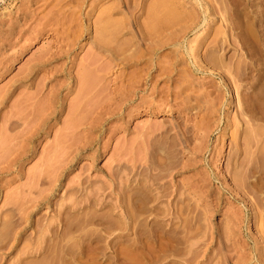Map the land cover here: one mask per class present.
<instances>
[{"label": "rangeland", "instance_id": "obj_1", "mask_svg": "<svg viewBox=\"0 0 264 264\" xmlns=\"http://www.w3.org/2000/svg\"><path fill=\"white\" fill-rule=\"evenodd\" d=\"M176 54L181 62L175 61ZM192 62L205 72L191 73ZM163 64L174 65L179 73L174 67L173 73L166 68L159 72ZM137 79L141 80L138 94ZM181 80L189 84L179 87ZM222 83L231 102L226 109L218 102ZM173 87L183 89L180 96L176 94L180 98L172 94ZM185 91L197 103L191 111L182 105ZM139 101L144 107L137 112ZM250 103L257 112L245 118L240 106L247 111ZM263 112L264 0H0V264H144L154 260L157 263L149 264H264ZM217 116L220 120L215 122ZM175 121L190 128L189 141L178 144V162L191 160L193 147L194 151L205 149L194 156L196 165L191 162L187 169L161 172L164 177L157 185L162 188L153 185L152 190L162 199L153 201L160 203L154 209L159 213L149 215L146 223L142 220L150 228L133 225L134 230H142L141 226L151 233L160 228L166 235L157 231L158 237L148 238L143 229L144 236L134 237L132 227L121 238L118 222L132 203L128 194L142 190L137 175L140 162H135L137 139L143 141L142 132L153 129L143 144L151 149L170 148L180 136L178 128H171L165 140L159 129L170 128ZM242 128L249 131L245 130L244 143ZM236 144L248 150L244 152L240 145L241 155L235 157ZM206 174L211 176L208 180ZM199 177L205 178L203 182ZM176 185L195 225L186 226L189 212L184 211L183 222L188 223L174 224L184 242L182 252L177 248L173 254L165 239L174 231L173 224L162 210L177 197L163 192ZM160 190H164L162 197ZM84 217L88 220L83 221ZM148 221L155 226L151 228ZM132 243L139 246L137 252ZM65 248L71 249L69 253ZM163 250L167 253L162 254ZM157 251L162 254L159 259Z\"/></svg>", "mask_w": 264, "mask_h": 264}, {"label": "bare ground", "instance_id": "obj_2", "mask_svg": "<svg viewBox=\"0 0 264 264\" xmlns=\"http://www.w3.org/2000/svg\"><path fill=\"white\" fill-rule=\"evenodd\" d=\"M164 23H165V22H164ZM167 24H170V23H167ZM163 25H164V24H163ZM164 26H165V25H164ZM166 26L168 27V25H166ZM160 28L162 29V27H160ZM160 28H159V29H160ZM164 28L166 29V27H164ZM177 28H178V27H177ZM177 28H176V29H177ZM163 30H164V29H162V32H163ZM173 30H175V27H174ZM158 31H159V30H158ZM160 31H161V30H160ZM170 31H171V30H170ZM175 31H176V30H175ZM178 32H179V31H178ZM154 33H155V31H154ZM160 33H161V32H160ZM164 33H165V31H164ZM173 33H174V32H173ZM158 34H159V32H158ZM167 34H168V33H167ZM177 34H178V33H177ZM177 34H176V35H177ZM154 35H155V34H154ZM163 35H164V34H163ZM168 35H169V34H168ZM169 36H170V35H169ZM171 36H172V34H171ZM151 38H152V37H151ZM154 38H155V37H154ZM175 39H176V38H175ZM152 40H153V38H152ZM158 40H160V42H159V44H160L162 40H161V39H158ZM224 40H225V39H224ZM226 40H227V39H226ZM156 41H157V40H156ZM163 42H164V41H163ZM165 42H166V41H165ZM157 43H158V42H157ZM180 43H181V41H180ZM198 43H199V42H198ZM163 44H164V43H163ZM200 44H201V43H200ZM153 45H155V44H153ZM157 45H158V44H157ZM180 45H181V44H180ZM150 46H151V45H150ZM150 46H149V47H150ZM159 46H161V45H159ZM181 46H182V45H181ZM196 46H197V45H196ZM156 47H157V46H156ZM219 47H220V46H219ZM111 48H112V47H111ZM150 48H151V47H150ZM175 48L177 49L178 46H177V47L175 46ZM105 49H106V48H105ZM105 49H103V50L105 51ZM107 49H108V51H109V48H107ZM107 49H106V50H107ZM113 49H115V48H113ZM148 49H149V48H147L146 50H148ZM154 49H156V48H154ZM154 49H153V50H154ZM215 49H216V48H215ZM150 50H152V49H150ZM150 50H148V51H150ZM177 50H178V49H177ZM191 50H193V49H191ZM220 50H221V49H220ZM115 52H116V51H115ZM156 52H157V51H156ZM175 52H176V50H175ZM175 52H174V53H175ZM106 53H107V52H106ZM108 53H109V52H108ZM110 53H111V52H110ZM177 53H178V51H177ZM111 54H113V53H111ZM116 54H117V52H116ZM208 55H210V53L207 54V56H208ZM108 56H109V54H108ZM112 56H113V55H112ZM178 56H179V54L174 55V57H175L174 59H176L175 61H178V60H179V61L181 62L182 59L180 60ZM192 56H193V55H192ZM210 56H211V55H210ZM213 56H214V55H213ZM114 57H115V53H114ZM141 57H142V55H141ZM116 58H117V57H116ZM181 58H182V57H181ZM213 58H214V57H213ZM120 59H121V58H120ZM194 59H195V58H194ZM194 59H193V61H195ZM216 59H217V58H216ZM185 60H186V59H185ZM211 60H212V59H211ZM179 61H178V62H179ZM190 61H191V60H190ZM197 61H198V60H197ZM205 61H206V60H205ZM216 61H217V60H216ZM240 61H241V59H240ZM208 62H209V60H208ZM213 62H214V61H213ZM217 62H218V61H217ZM238 62H239V61H238ZM148 63H149V61H148ZM155 63H156V62H155ZM175 63H176V62H175ZM187 63H188V62H187ZM197 63H198V62H194V63L192 62V63H190L189 66L191 67V69H189V70H192L191 73L194 72V71H196V72H197V71L205 72V69H202V70H201L200 67L196 65ZM241 63H243V61H242ZM156 64H157V63H156ZM158 64H159V63H158ZM176 64H177V63H176ZM176 64H175V65H176ZM188 64H189V63H188ZM188 64H187V65H188ZM207 64H208V63H207ZM219 64H220V63H219ZM238 64H239V63H238ZM244 64H245V63H244ZM159 65H161V63H160ZM159 65H158V66H159ZM172 65H173V64H172ZM215 65H216V64H215ZM223 65H224V64H223ZM163 66H164V67H163V70H159V72H160V71H161V72H164L166 69H167V71H168V70L171 71V72L173 71V67H174V65H173V66L170 65V67H169V65L167 66V64H166L167 67H165V64H163ZM213 66H214V65H213ZM218 66H219V65H218ZM220 66H221V65H220ZM225 66H227V65H225ZM236 66H237V65H236ZM238 66H239V65H238ZM240 66H241V65H240ZM240 66H239V67H240ZM247 66H248V65H247ZM201 67H202V66H201ZM203 67L205 68V66H203ZM227 67H228V66H227ZM229 67H230V66H229ZM33 68H34V67H33ZM159 68H160V67H159ZM165 68H166V69H165ZM174 68H175V67H174ZM230 68H231V67H230ZM241 68H242V66H241ZM241 68H240V69H241ZM86 69H87V68H86ZM86 69H85V71H86ZM160 69H162V66H161ZM164 69H165V70H164ZM175 69H176V68H175ZM206 69H207V68H206ZM222 69H223V68H222ZM225 69L228 70V68H225ZM235 69H237V68H235ZM240 69H239V70H240ZM31 70H32V68H31ZM87 70L89 71L90 69H87ZM177 70H178V69H176V71H177ZM185 70H186V69H185ZM208 70H209V69H208ZM242 70H244V69L242 68ZM176 71H175V72H176ZM90 72H91V71H90ZM183 72H185V71L183 70ZM196 72H195V73H196ZM226 72H227V71H226ZM226 72H225V73H226ZM237 72H238V71H237ZM237 72H236V73H237ZM242 72H243V71H242ZM248 72H249V70H248ZM168 73H169V72H168ZM172 73H173V72H172ZM172 73H171V74H172ZM177 73H179V71H177ZM177 73H175V74H177ZM181 73H182V72H181ZM229 73H230V71H229ZM236 73H235V75H236ZM245 73H246V72L240 74V72H239V75H242V74H245ZM184 74H185V73H184ZM186 74H187V73H186ZM248 74H249V73H248ZM90 75H91V74H90ZM166 75H168V74H166ZM181 75H182V74H181ZM227 75H228V74H227ZM239 75H238V77H240ZM178 76L181 77V78L183 77V76H180V75H178ZM188 76H189V73H188ZM188 76H187V77H188ZM193 76H194V75H193ZM222 76H223V75H222ZM224 76H225V75H224ZM140 77H141V76H140ZM168 77H169V76H168ZM226 77H227V76H226ZM243 77H244V76H243ZM172 78H173V77H172ZM181 78H179V80H180ZM185 78H186V77H185ZM221 78H222V77H221ZM236 78H237V77H236ZM236 78H235V79H236ZM170 79H171V78H170ZM186 79H187V78H186ZM188 79H189V77H188ZM192 79H193V78H191V80H192ZM176 80H177V79H176ZM184 80H185V79H184ZM184 80H181L182 83L178 85L179 87H180V85H182V84H183V86H186V85L189 84V83H188V84L186 83V85H184V84H185V83H184V82H185ZM189 80H190V79H189ZM227 80H229V79H227ZM236 80L239 81L238 79H236ZM243 80H244V79H243ZM135 81H136V80H135ZM140 81H141V80H139V79H137V81H136V82H137V84H136V86H137V88H136V94H138V92L141 91V89H140V88H141V86H140V85H141V84H140ZM142 81H143V80H142ZM171 81H172V79H171ZM174 81H175V79H174ZM177 81H178V80H177ZM181 81H180V82H181ZM183 81H184V82H183ZM223 81H224V80H223ZM136 82H135V83H136ZM180 82H179V83H180ZM186 82H187V81H186ZM193 82H194V81H193ZM227 82H228V81H227ZM241 82H242V81H241ZM243 82H244V81H243ZM191 83H192V81H191ZM191 83H190V84H191ZM232 83H234V80H233ZM239 83H240V82H239ZM240 84H241V83H240ZM243 84H244V83H243ZM220 85H221V86H220L219 88H220V89L222 88L221 90H223V94L220 93V94H222V95H221V101H218V102H219V104H220L221 107L225 108V105L228 106V104L231 103V102L229 103V101H228V96L226 95L229 91H228L227 87H226L225 85H223V83L220 84ZM227 85H228V84H227ZM234 85H235V83H234ZM183 86H182V88H183ZM192 86H193V85H191L190 87L192 88ZM194 86H195V85H194ZM232 86H233V85H232ZM241 86H242V84H241ZM179 87H176L175 90H174V87H173L172 89H173L174 92H173L172 90H170V93L173 92L172 94H173V95L175 94L174 96H176V94H178L177 96H180V95H179V94L181 93L180 90H182V92H183V89H181V88H179ZM217 87H218V86H217ZM235 87H236V85H235ZM237 87H238V86H237ZM177 88H179V89H177ZM187 88H188V87H187ZM228 88H229V87H228ZM237 89H238V88H237ZM237 89H236V92H237ZM178 90H179V91H178ZM184 90H186V87H184ZM190 90H192V89H190ZM244 90H246V89H244ZM242 91H243V90H242ZM179 92H180V93H179ZM185 92L187 93V91H185ZM245 92H246V91H245ZM245 92H244V93H245ZM183 93H184V92H183ZM183 93L181 94V95H182L181 97L184 96ZM247 93H248V92H247ZM191 94H192V93H191ZM198 94H199V93H198ZM220 94H219V95H220ZM241 94H242V93H241ZM185 95H186V94H185ZM195 95H196V94H195ZM199 95H200V94H199ZM246 95H247V94H246ZM138 96H139V95H138ZM177 96H176V97H177ZM241 96H242V95H241ZM243 96H245V95H243ZM252 96H253V95H252ZM252 96H251V97H252ZM176 97H175L174 99H176ZM248 97H249V96H248ZM138 98H139V97H138ZM177 98H180V97H177ZM193 98H194V97H193ZM199 98H200V97H198V100H199V102H200L201 100H200ZM243 98H244V97H243ZM181 99H182V98H181ZM194 99H195V98H194ZM194 99H193V100H194ZM229 99H230V98H229ZM240 99H241V98H240ZM244 99H245V98H244ZM248 99H249V98H248ZM182 100L184 101V102L181 101V102H183L182 105L185 104V108H186L187 110H188V109H189V110L192 109V108L195 107L196 104H197V103H196V104L193 103L192 98H191V95H189L188 93H187L186 96H184V98H183ZM218 100H220V99H218ZM241 100H242V99H241ZM241 100H240V101H241ZM245 100H246V99H245ZM177 101H178V100H177ZM179 101H180V100H179ZM194 101H195V100H194ZM215 101H217V100H215ZM230 101H231V99H230ZM242 101H243V100H242ZM247 101H248V100H247ZM247 101H246V103L249 104L248 102H249L250 100H249L248 102H247ZM211 102H212V101H211ZM232 102H233V101H232ZM237 102H238V101H237ZM244 102H245V101H244ZM251 102H252V101H251ZM240 103H241V102H240ZM234 104H236V103H234ZM238 104H239V103H238ZM241 104H242V103H241ZM241 104H239V105H241ZM243 104H245V103H243ZM209 105H210V104H209ZM209 105H207V107H209ZM215 105H216V104H215ZM251 105H252L251 103H250V106L248 105V106H249V109H250V108H253V107H252L253 105H252V106H251ZM255 105H256V103H255ZM255 105H254V106H255ZM197 106H198V105H197ZM211 106H213V105H210V110H212V109L214 110V108H211ZM217 106H219V105H217ZM237 106H238V105H237ZM243 106H245V105H243ZM246 106H247V105H246ZM248 106H247V109H246L247 111H245V108H246V107H241V106H240V108L242 109V112H241V113H242V115L245 114V115H244L245 118L247 117V115H246L247 113L249 114V113H253V112H254L253 109H250L251 111L248 112ZM143 107H144V104L141 103V101L137 102V104H136L137 112L140 111L141 108H143ZM183 107H184V106H183ZM199 107H200V106H199ZM221 107H220V109H222ZM256 107H257V106H256ZM148 108H149V107H148ZM200 108H201V107H200ZM200 108H199V109H200ZM205 108H206V106H205ZM254 108H255V107H254ZM181 109H182V108H181ZM203 109H204V108H203ZM225 109H226V108H225ZM238 109H239V108H238ZM189 110H188V111H189ZM255 110H256V109H255ZM150 111H151V109H150ZM190 111H191V110H190ZM204 111H205V110H204ZM221 111H223V110H221ZM225 111H226V110H224V113H225ZM240 111H241V110H240ZM192 112H193V111H192ZM215 112H216V111H214V113H215ZM217 112H218V111H217ZM227 112H228V111H227ZM256 112H257V111H256ZM256 112H254V113H256ZM208 113L210 114V112H208ZM220 113H221V112H220ZM224 113H222V114H224ZM263 113H264V112H263ZM203 114H204V112H203ZM206 114H207V112H206ZM212 114H213V112H212ZM212 114H211V115H212ZM225 114H226V113H225ZM213 115H214V114H213ZM250 115H251V114H250ZM263 115H264V114H263ZM263 115H262V116H263ZM221 116H222V115H221ZM223 116H224V115H223ZM248 116H249V115H248ZM211 117H212V116H211ZM242 117H243V116H242ZM206 118H208V117L206 116ZM217 118H218V116L215 118V120H216V121L214 120L215 122H217ZM262 118H263V117H262ZM213 119H214V118H213ZM213 119H212V120H213ZM218 119L220 120V117H219ZM243 119H244V118H243ZM201 120H202V118H201ZM203 120H204V119H203ZM238 120H239V119H238ZM248 120H249V119H248ZM207 121H209V120H207ZM207 121H206V123H207ZM224 121H225V120H224ZM242 121H243V120H242ZM244 121H246V120L244 119ZM175 122H176V121H175ZM210 122H211V121H210ZM215 122H214V123H215ZM235 122H236V121H235ZM237 122H238V121H237ZM185 123H186V122H185ZM202 123H203V122H202ZM204 123H205V122H204ZM214 123H213V124H214ZM245 123H246V122H245ZM181 124L183 125L184 123H181ZM181 124H179V123L176 122V123L173 124L172 127L170 126V128H166V127H164V129H163V126H162V128L159 129V131H160V135H162L161 137L165 140V139L168 138L167 135H168L169 131L172 130L171 128H175V127L178 128V130H177V129H176V130L179 132V135H180V136H179V138H177L178 136L176 135L177 137L174 138V139H176V143L173 142V146H171L170 148L159 147V145H157V146L159 147V148H158L159 150H158L157 148H154V147H156V146L154 145V147H153V148L155 149V150H154V149H151V147H148V145H146L147 142H146L145 140L148 139V138L151 136V134H154L153 131H152L153 129L150 131V129L147 128V130H145V131L142 132V134H143V136H144V139H145V140L143 139V141L146 142V143L144 142L145 144H143V141H140V139H137V142H136V148L134 147V149H136V154H135V155H136V161H135V162H137V164H138V162H140V165H137V166L140 167V168L137 170V173H138L137 175H139V176H138V182H139V184L141 183V186H142V188H141L142 190H141V189H139V190H141L142 192L140 191L141 193L139 192L138 194H137V193L134 194L133 192H129L130 194H131V193H132V194H131V196L128 194V197H127V198L130 197L132 203H131V202H129V203H130L131 205H132V204H133V205L131 206V205L129 204V205L131 206V207H130V206L128 205V203H127L126 205H128L129 208L126 206V208H125V210H124V214H123V212L121 213V214H123V216H122V218H121L122 220L120 219L119 222L116 220V221L118 222V227H120V233H118V235H120L121 238L124 237L125 235H127V234H128V231H129V230H132V227H133V232H134V234H133V233H132V234L134 235V237H135V236L138 237L140 233H141L142 236H144L143 234H145V232H144L145 229H146V231H148V233H149V234H147V233L145 234V237H148V238H155V237H158V236H155V235L158 233L157 231L161 232L162 237H163L164 235H166V234L163 235V233H162V231H161L162 229L159 230L160 228H159V226H157L158 224L156 225V227H158L159 229H157V228L155 227V228L157 229V231H156L157 233L155 232V233H156V234H155V233H151V232H149L151 229L149 230L148 228H145V227H149V228H150V226L144 225V223H142V224H143V225H142L141 222L144 221V222L146 223L147 218H149V215H153L152 213H154L155 206L157 205V203H159V202H156V203L153 202L155 199L159 200L160 198H158L159 194H158V195H154V193L152 192V190L154 189V188H153V185L155 186V185H157L158 183H160V178H162L161 176L164 175V173H163V175H162L161 172H162V171L164 172L165 170H167L168 172L172 173V170H176V169H177V170H180V169H184V168L188 167V165H191V162H192V164H193V163L195 164V161L198 160V159H197V157H196V158H195L196 160H195V159H194V156L197 154V152H201L202 149L204 148V147H203V148H202V147H199V148L197 147L198 149H201V150L196 151V150H197V148H196V150L194 151V148H195V147H193V151H192V152H191V151H188L189 153L191 152V153L193 154L192 159L190 160V158H187L188 160H186V161L184 160V161H182V162H178V161L181 160V159L178 160V156H181V155H179V151H180L181 149H180V150L178 149V144H181V142H182V143H186V142L189 141L188 136L186 135V133L189 132V130H190V128H188L187 126H186V127H184V126H183V127L180 126ZM227 124H228V122H227ZM237 124H238V123H237ZM186 125H187V123H186ZM193 125H194V124H193ZM195 125H196V123H195ZM206 125H207V124H206ZM206 125H205V126H206ZM210 125H211V123H210ZM234 125L236 126V123H234ZM247 125H248V124H247ZM188 126H189V125H188ZM190 126H191V125H190ZM190 126H189V127H190ZM198 126H199V125H198ZM217 126H218V125H217ZM235 126H234V127H235ZM196 127H197V126H196ZM207 127H209V126L207 125ZM213 127H214V126H213ZM236 127H237V126H236ZM236 127H235V128H236ZM238 127H239V126H238ZM238 127H237V129H238ZM248 127H249V126H248ZM198 128H200V127H198ZM205 128H206V127H205ZM244 128H245V125H244ZM250 128H251V127H250ZM250 128H249V129H250ZM170 129H171V130H170ZM188 129H189V130H188ZM193 129H194V128H193ZM200 129H201V128H200ZM209 129H211V128H209ZM237 129H236V130H237ZM242 129H243V128H242ZM204 130H205V129H203L202 131H204ZM234 130H235V129H234ZM236 130H235V131H236ZM240 130H241V129H240ZM245 130L247 131V128H246V129H243L242 132H241L242 135H243V138H242L243 140L241 141L242 143L245 142L244 140H245V138L247 137V136L245 137V135H246L247 132H249V131L246 132ZM250 130H252V129H250ZM177 131H175V132H177ZM202 131H201V132H202ZM207 131H208V128H207ZM207 131H206V134H207ZM237 131H238V130H237ZM151 132H152V133H151ZM253 132H254V130H253ZM150 133H151V134H150ZM234 133H235V132H234ZM239 133H240V132H239ZM201 134H202V136H203V134H205V132H204V133H201ZM238 135H239V134H238ZM238 135H237V136H238ZM248 135H249V137H250V134H249V133H248ZM148 136H149V137H148ZM152 136H153V135H152ZM164 136H166V138H165ZM233 136H234V135H233ZM235 136H236V135H235ZM235 136H234V137H235ZM189 137H191V136H189ZM234 137H233V138H234ZM249 137H248V138H249ZM169 138H170V136H169ZM169 138H168V139H169ZM206 138H207V137H206ZM239 138H240V137H239ZM248 138H247V139H248ZM150 139H151V138H150ZM160 139H161V138H160ZM163 139H162V140H163ZM174 139H172V141H173ZM177 139H178V140H177ZM202 139H203V138H202ZM235 139H236V138H235ZM156 140H157V139H156ZM187 140H188V141H187ZM190 140H191V139H190ZM157 141H158V140H157ZM166 141H167V140H166ZM169 141H170V140H169ZM169 141H167V142H169ZM206 141H207V140H206ZM247 141H248V140H247ZM149 142H150V141H149ZM152 142H154V141L152 140ZM152 142H151V143H152ZM161 142H162V141H161ZM163 142H164V141H163ZM163 142H162V144H163ZM170 142H171V141H170ZM241 142L239 141L238 143H241ZM204 143H205V142H204ZM169 144H170V143H169ZM171 144H172V142H171ZM248 144H249V141H248ZM248 144H247V145H248ZM149 145H150V144H149ZM151 145H152V144H151ZM176 145H177V146H176ZM186 145H187V144H186ZM198 145L200 146L201 144H198ZM236 145H237V144H236ZM240 145L242 146V145H244V144H239V146H238V145L235 146V147H236V151H235V155H234L235 157L241 155V154H240V151H242L243 149H244V152H245L246 150H248V149H245V147H243V146L241 147V148H242V150H241ZM247 145H246V143H245V146H247ZM152 146H153V145H152ZM164 146H165V144H164ZM168 146H170V145H168ZM179 146H180V145H179ZM195 146H196V145H195ZM204 146H205V144H204ZM208 146H209V145H208ZM248 146H249V145H248ZM248 146H247V148H248ZM205 147H206V146H205ZM149 148H150V149H149ZM177 149H178L179 151H178ZM191 149H192V148H191ZM204 149H205V148H204ZM212 149H213V148H212ZM208 150H209V149H208V147H207V150H206V151H208ZM210 150H211V149H210ZM204 151H205V150H204ZM233 152H234V151H233ZM244 152H241V153H243L242 155H244ZM183 153H184V152H183ZM202 153H203V152H202ZM202 153H201V154H202ZM246 153H247V152H246ZM177 154H178V155H177ZM181 154H182V153H181ZM184 154H185V153H184ZM154 156H156L155 159H153ZM184 156H185V155H184ZM197 156H199V153H198ZM202 156H204V155H202ZM245 156H246V155H245ZM245 156H244V157H245ZM188 157H191V156H188ZM239 158H240V157H239ZM193 159H194L195 161H194ZM230 159H231V158H230ZM237 159H238V158H237ZM242 160L244 161V158H243ZM242 160H241V161H242ZM228 161H229V160H228ZM235 162L237 163V161H235ZM235 162H234V163H235ZM196 163H197V161H196ZM198 163H199V162H198ZM206 163H207V162H206ZM230 163H231V162H230ZM234 163H233V165H234ZM236 163H235V165H236ZM239 163H241V162L239 161ZM135 164H136V163H135ZM208 164H209V163H208ZM210 164H211V163H210ZM227 164H228V163H227ZM195 165H196V164H195ZM231 165H232V164H231ZM231 165H230V167H231ZM241 165H242V164H241ZM228 166H229V164H228ZM247 166H248V165H247ZM252 166H253V165H252ZM190 167H191V166H190ZM234 167H235V166H234ZM240 167H242V166H240ZM240 167L238 166V168H240ZM210 168H211V167H210ZM227 168H228V167H227ZM249 168H251V167L249 166ZM253 168H254V167H253ZM186 169H187V168H186ZM188 169H189V168H188ZM241 169H242V168H241ZM241 169H240V170H241ZM246 169H247V168H245V171H246ZM157 170H158V171H157ZM209 170H210V169H209ZM230 170H231V169H230ZM232 170H233V168H232ZM236 170H237V169H236ZM153 171H155V172H153ZM167 171H166L165 173H168ZM180 171H181V170H180ZM211 171H212V170H211ZM250 171L252 172V170H250ZM213 172H214V171H213ZM213 172H212V173H213ZM231 172H232L233 175H235V173H236L235 171H234L235 173H233V171H231ZM248 172H249V171H248ZM206 173H207V172H206ZM245 173H246V172H245ZM209 174H211V172H210ZM214 174H215V173H214ZM228 174H229V173H228ZM207 175H208V174H206V176H207ZM251 175H252V173H251ZM206 176H205V178H206ZM209 176H210V175L207 176V180L209 179ZM245 176H246V174H245ZM163 177H164V176H163ZM200 177H202V175H201ZM200 177H199V179H200ZM210 177H211V176H210ZM230 177H231V176H230ZM205 178H204V179H205ZM255 178H256V177H255ZM204 179H202V180L200 179L201 182H203ZM210 179H212V178H210ZM244 179H245V178H244ZM244 179H243V181H244ZM212 180H213V179H212ZM212 180H211V181H212ZM233 180H234V179H233ZM246 180H247V179H246ZM211 181L209 180V182H211ZM241 181H242V180H241ZM250 181H251V180H250ZM259 181H260V180H259ZM120 182H121V181H120ZM163 182H164V181H163ZM188 182H189V181H188ZM204 182H205V181H204ZM236 182H237V181H236ZM245 182H246V181H245ZM189 183H191V182H189ZM246 183H247V182H246ZM259 183H260V182H259ZM122 184H123V183H122ZM160 184H161V183H160ZM160 184H159V186H160ZM192 184H193V183H192ZM197 184H198V183H197ZM201 184H202V183H201ZM203 184H204V183H203ZM206 184H207V183H206ZM206 184H204V185H206ZM210 184H211V183H209V185H210ZM237 184H239V183H236V185H237ZM249 184H250V183H249ZM260 184H261V183H260ZM188 185L190 186V184H188ZM198 185H199V184H198ZM239 185H240V184H239ZM246 185H247V184H246ZM250 185H252V184H250ZM254 185H255V184H253V186H254ZM141 186H139V187H141ZM163 186H164V185H163ZM206 186H208V185H206ZM206 186H205V187H206ZM127 187H128V186H127ZM127 187H126V188H127ZM156 187H158V185L155 186V188H156ZM165 187H166V186H165ZM165 187H163V188H165ZM179 187H180V186L176 185L174 189L169 190V186H168L167 189L169 190V192H168V190H167L166 188H165L164 190H167V192L164 191V190H162V191L160 190L161 193L164 191L163 193H164L165 196H166V194H168V195H172L173 197H176V195H177L176 200H175L174 202L172 201V202H173V205H171V204L166 205V206H167L166 209H165V207H164L165 210L163 209L162 211H163L164 213H165V211H166V213H165V214L163 213L162 215L167 216L169 219H171L170 222H171V224H173V226H174L175 223H178L179 225H177V226H180V225H181L180 223H185V225H186V224L189 222L188 225H186V226H187L188 228H189V226H190V228H191V225H192V226L195 225V224L193 225V223H191V221H192L194 218H190V216H191V215H190V213H191L190 210H191V209L189 208L190 210L185 211V210L188 209V208H187V205H186V208H187V209H185V210H184L185 207L182 206L184 203L182 204V198L180 199L181 189H180ZM195 187H196V185H195ZM197 187H198V186H197ZM203 187H204V186H202V188H203ZM208 187H210V186H208ZM247 187H248V186H247ZM158 188H159V187H158ZM161 188H162V187H160L159 189H161ZM256 188H257V187H256ZM132 189H133V188H132ZM207 189H208V188H207ZM249 189H250V188H249ZM126 190H127V189H126ZM135 190H136V192H138V191H137V190H138V187H137V189H135ZM157 190H158V189H157ZM131 191H132V190H131ZM160 191H159V193H160ZM206 191H207V190H206ZM208 191H209V190H208ZM208 191H207V192H208ZM257 191H258V190H257ZM134 192H135V191H134ZM151 192H152V193H151ZM210 192H211V190H210ZM124 193H125V192H124ZM157 193H158V191H157ZM163 193L161 194L160 197H162ZM122 194H123V193H122ZM133 195H134V196H133ZM168 195H167V196H168ZM122 196H123V195H122ZM126 196H127V195H126ZM173 197H172V198H173ZM125 199H126V198H125ZM125 199H124V200H125ZM126 200H127V199H126ZM126 200H125V202H126ZM160 200H162V199H160ZM128 201H129V199H128ZM128 201H127V202H128ZM155 201H156V200H155ZM168 202H169V201H168ZM260 202H261V201H260ZM159 206H160V203H159ZM124 207H125V206H124ZM157 207H158V206H157ZM161 207H162V206H161ZM162 208H163V207H162ZM162 208H161V209H162ZM161 209H160V210H161ZM158 210H159V208H158ZM162 211H161V212H162ZM184 211L186 212V214H187V212H189V216L185 215V212H184ZM191 211H192V210H191ZM156 212H157V210H156ZM156 212L154 213V215H156ZM158 213H159V212H157V214H158ZM84 214H85V213H84ZM91 214H92V213H91ZM85 215H86V214H85ZM89 215H90V214H89ZM98 215H99V214H98ZM168 215H169V216H168ZM183 215H185V216H183ZM87 216H88V214H87ZM100 216H101V215H100ZM104 216H105V215H104ZM106 216H107V215H106ZM110 216H111V215H110ZM110 216H109V217H110ZM139 216H140V217L142 216L143 219H142V218L140 219ZM164 216H163V217H164ZM186 216H187V217H186ZM82 217H83V216H82ZM82 217H81V218H82ZM95 217H96V216H95ZM138 217H139V218H138ZM155 217H156V216H155ZM167 217H166V218H167ZM183 217H186L187 219L189 218L190 221H189V219H188V222H187V220L185 219V222H183V221H184V220H183V219H184ZM192 217H193V213H192ZM195 217H196V216H195ZM86 218H87V217H86ZM86 218L84 217V218H83V221H84V219H86ZM91 218H94V215H93V217H91ZM88 219H89V221H91L90 218H89V216H88ZM88 219H86V220H88ZM96 219H97V218H96ZM92 220H94V219H92ZM103 220H104V218H103ZM109 220H110V219H109ZM118 220H119V219H118ZM142 220H143V221H142ZM158 220H159V219H158ZM181 220H182V222H181ZM75 221H77V220H75ZM79 221H80V220H79ZM81 221H82V220H81ZM81 221H80V223H81ZM96 221H97V220H96ZM96 221H95V222H96ZM110 221H111V220H110ZM112 221H113V219H112ZM116 221H114V222H116ZM156 221H157V220H156ZM163 221H164V220H163ZM232 221H233V220H232ZM67 222H68V221H67ZM77 222H78V221H77ZM92 222H93V221H92ZM95 222H94V223H95ZM104 222H105V221H104ZM104 222H103V223H104ZM106 222H107V220H106ZM106 222H105V223H106ZM117 222H116V224H117ZM148 222H149V221H148ZM153 222H154V221H153ZM186 222H187V223H186ZM73 223H74V222H73ZM75 223H76V222H75ZM83 223H85V222H83ZM97 223H98V222H97ZM99 223H101V220H100ZM99 223H98V224H99ZM105 223H104V224H105ZM112 223H113V222H112ZM112 223H110V224H112ZM155 223H158V222H155ZM165 223H166V221H165ZM69 224H70V223H69ZM77 224H78V223H77ZM77 224H76V226H77ZM87 224H89V223H87ZM90 224H92V223H90ZM108 224H109V222L107 223V225H108ZM113 224H114V223H113ZM134 224H136V226H138V224H140V225L145 226V227H141V226H139V228H142V230L139 229L138 227H137V228H138L140 231H139V230H134L135 227H136V226H135V227L133 226ZM148 224H152V223L149 222ZM159 224H160V223H159ZM161 224H162V223H161ZM190 224H191V225H190ZM100 225H101V224H100ZM100 225H99V226H100ZM153 225H154V224H152L151 228L153 227ZM185 225L183 224L184 227H185ZM80 226H81V225H80ZM102 226H103V225H102ZM110 226H112V225H110ZM110 226H106V227H107V228L109 227L108 229H110V228H111ZM115 226H116V225H115ZM154 226H155V225H154ZM163 226H164V225H163ZM173 226H170V227H172V228L174 229V231H172V233H170V234H167V236H166V238H165V239L168 238L167 241L170 243V246H169L170 249H167V248H165V249H167L168 251H171V252L174 254V252H177L178 250H181V249H179V248H181V245L184 244V242H183V239L180 237V235L177 234V233H179V232H177L178 229L176 230L177 233L175 232V228H177V227H175V226L173 227ZM183 226H181V227H183ZM263 226H264V225H263ZM64 227H66V226H64ZM112 227H113V226H112ZM161 227H162V226H161ZM66 228H67V227H66ZM75 228H76V227H75ZM78 228L80 229V227H78ZM78 228H76V229H78ZM104 228H105V227H104ZM104 228H103V229H104ZM107 228H106V230H108ZM115 228H117V226H116ZM130 228H131V229H130ZM178 228H179V227H178ZM76 229H75V230H76ZM81 229H82V227H81ZM89 229H91V228H89ZM98 229H99V228H98ZM111 229L113 230V228H111ZM143 229H144V230H143ZM173 229H171V230H173ZM63 230H64V228H63ZM69 230H70V229H69V227H68V231H69ZM72 230H73V229H72ZM75 230H73V231H75ZM99 230H100V229H99ZM104 230H105V229H104ZM188 230H189V229H188ZM66 231H67V230H66ZM76 231H77V230H76ZM89 231H92V229L89 230ZM97 231H98V230L96 229V232H97ZM163 231H164V230H163ZM166 231H167V230H166ZM166 231H165V232H166ZM64 232H65V231H64ZM79 232H80V230H79ZM84 232H85V231H84ZM94 232H95V230H94ZM104 232H105V231H104ZM111 232H112V231H111ZM129 232H132V231H129ZM152 232H154V230H153ZM170 232H171V231H170ZM188 232H189V231H188ZM82 233H83V232H82ZM88 233H89V232H88ZM97 233H98V232H97ZM106 233H107V232H106ZM108 233H109V231H108ZM114 233H115V232H114ZM166 233H168V232H166ZM92 234H93V233H92ZM95 234H96V233H95ZM99 234H100V233H99ZM161 234H160V235H161ZM70 235H71V234H70ZM81 235H82V234H81ZM88 235H89V234H88ZM96 235H97V234H96ZM141 235H140V236H141ZM82 236H83V235H82ZM89 236H91V235H89ZM89 236H88V237H89ZM92 236H93V235H92ZM94 236H95V235H94ZM98 236H99V235H98ZM154 236H155V237H154ZM66 237H68V234H67V236H66V234H65L64 239H65ZM85 237H86V236H85ZM120 237H119V238H120ZM145 237H144V238H145ZM164 237H165V236H164ZM182 237H183V236H182ZM79 238H80V237H79ZM95 238H96V237H95ZM117 238H118V237H117ZM159 238H160V237H159ZM62 239H63V238H62ZM62 239H61V240H62ZM91 239H94V237L91 238ZM97 239H98V238H97ZM97 239H96V240H97ZM145 239H146V238H145ZM161 239H162V238H161ZM184 239H185V237H184ZM78 240H79V239H78ZM84 240H85V239H84ZM86 240H87V239H86ZM123 240H124V238H123ZM131 240H132V239H131ZM140 240H141V238H140ZM156 240H158V238H157ZM156 240H155V241H156ZM99 241H100V240H99ZM143 241H144V240H143ZM151 241H152V240H151ZM162 241H163V240H162ZM164 241H165V240H164ZM119 242H120V240H119ZM124 242H125V241H124ZM127 242H128V241H127ZM146 242H147V240H146ZM146 242H145V243H146ZM185 242H186V241H185ZM95 243H96V242H95ZM97 243H98V242H97ZM120 243H121V242H120ZM129 243H130V242H129ZM135 243H136V242H135ZM135 243H132V244H131V245L133 246V249H135V251H133V249H131L133 252H137L136 249L139 247V246H138V247L136 248L137 245H136ZM151 243H152V242H151ZM159 243H160V242H159ZM159 243H158V245H159ZM115 244H116V243H114L113 247L115 246ZM134 244H135V245H134ZM161 244H162V243H161ZM161 244H160V245H161ZM165 244H166V243H165ZM95 245H96V244H95ZM97 245H98V244H97ZM141 245H142V244H141ZM141 245H140V246H141ZM163 245H164V243L161 245L160 248H162ZM63 246H64V245H63ZM128 246H129V245H127V247H125V248H127V251H129V250H128ZM132 246H130V247H132ZM143 246H144V244H143ZM164 246H165V245H164ZM119 247H120V246H119ZM121 247H122V246H121ZM144 247H145V246H144ZM144 247H143V248H144ZM166 247H167V246H166ZM184 247H185V246H184ZM66 248H68V247H66ZM66 248H65V249H66ZM69 248H70V246H69ZM72 248H73V247H72ZM140 248H141V247H140ZM146 248H147V247H146ZM160 248H159V249H160ZM163 248H164V247H163ZM177 248H178V249H177ZM46 249H47V248H46ZM73 249H74V248H73ZM116 249H117V248H116ZM123 249H124V246H123ZM129 249H130V248H129ZM138 249H139V248H138ZM138 249H137V250H138ZM147 249H148V248H147ZM152 249H153V248H152ZM176 249H177V251H175ZM182 249H183V248H182ZM48 250H49V249H48ZM66 250H67V249H66ZM70 250H71V249H70ZM70 250H69V251H70ZM79 250H80V249H79ZM119 250H120V249H119ZM160 250H161V249H160ZM45 251H46V250H45ZM67 251H68V250H67ZM69 251H68V253H69ZM74 251H75V250H74ZM87 251H88V250H87ZM113 251H114V250H113ZM140 251H141V250H140ZM146 251H147V250H146ZM148 251H149V250H148ZM150 251H151V250H150ZM158 251H159V250H158ZM158 251H157V252H158ZM187 251H189V250H187ZM48 252H49V251H48ZM64 252H65V251H64ZM93 252H94V251H93ZM117 252H118V251H117ZM120 252L122 253L123 251L121 250V251H119L118 253H120ZM130 252H131V251H130ZM142 252H143V251H142ZM164 252H165V251L163 250V253H162V254H164ZM181 252H182V250H181ZM78 253H80V252H78ZM81 253H82V252H81ZM94 253H95V252H94ZM114 253L116 254V252H114ZM118 253H117V254H118ZM125 253H127V252H124V254H125ZM140 253H141V252H140ZM151 253H152V252H151ZM153 253H154V252H153ZM166 253H167V252H165V254H166ZM178 253H179V252H178ZM187 253H188V252H187ZM66 254H67V253H66ZM74 254H75V253H74ZM74 254H73V255H74ZM86 254H87V253H86ZM89 254H90V253H89ZM131 254H132V252H131ZM136 254H137V253H136ZM141 254H144V253H141ZM147 254H148V253H147ZM155 254L158 255L159 252H158V253H155ZM160 254H161V251H160ZM162 254H161V255H162ZM170 254H171V253H170ZM173 254H172V255H173ZM175 254H176V253H175ZM71 255H72V254H71ZM92 255H93V254H92ZM102 255H103V254H102ZM107 255H110V254H107ZM107 255H106V259H107V257H108V259H110L109 256H107ZM129 255H130V254H128L127 256H129ZM148 255H149V254H148ZM148 255H147V256H148ZM161 255H158V259H159V257L161 258ZM172 255H171V256H172ZM185 255H186V254H185ZM83 256H84V255H83ZM87 256H88V255H87ZM87 256H85V257H87ZM114 256H115V255H114ZM116 256H117V255H116ZM133 256H134V254H133L131 257H133ZM135 256L137 257V255H135ZM140 256H141V255H140ZM143 256H144V255H143ZM143 256H141V257H143ZM147 256H145V258H146ZM151 256H153V254H152ZM46 257H47V255H46ZM65 257H66V256H65ZM77 257H78V256H77ZM121 257H123V255H122ZM153 257H154V256H153ZM165 257H166V256H165ZM71 258H72V256L69 257V260H70ZM94 258H95V257H94ZM126 258H128V257H126ZM147 258H148V257H147ZM147 258H146V259H147ZM150 258H151V257H150ZM154 258H155V257H154ZM162 258H163V257H162ZM189 258H190V257H189ZM83 259H84V258H83ZM83 259H82V260H83ZM87 259H88V258H87ZM99 259H100V258H99ZM113 259H114V258H113ZM117 259H118V257L115 259V261H116ZM128 259H129V258H128ZM132 259H133V258H132ZM134 259L137 260V258H134ZM134 259H133V260H134ZM139 259H140V258H139ZM155 259H156V258H155ZM164 259H165V258H164ZM166 259H167V258H166ZM192 259H193V257H192ZM223 259H224V258H223ZM80 260H81V259H80ZM80 260H79V261H80ZM82 260H81V261H82ZM85 260H86V259H85ZM95 260H96V259H95ZM97 260H98V259H97ZM111 260H112V259H111ZM133 260H132V261H133ZM141 260H142V259H141ZM141 260H139V261H141ZM144 260H145V259H144ZM151 260H152V258H151ZM153 260H154V259H153ZM160 260H161V259H160ZM167 260H168V259H167ZM186 260H187V259H186ZM186 260H185V261H186ZM220 260H221V259H220ZM225 260H226V259H225ZM66 261H68V260L66 259ZM93 261H94V260H93ZM105 261H107V260H105ZM113 261H114V260H113ZM117 261H119V260H117ZM125 261H126V260H125ZM130 261H131V260H130ZM130 261H129V262H130ZM145 261H148V259L145 260ZM154 261H155V260H154ZM154 261H151V262H154ZM158 261H159V260H158ZM162 261H163V260H162ZM187 261H188V260H187ZM222 261H224V260H222ZM51 262H53V261H51ZM62 262H63V261H62ZM91 262H92V261H91ZM96 262H97V261H96ZM96 262H95V263H96ZM99 262H100V261H99ZM122 262H123V261H122ZM126 262H127V261H126ZM143 262H144V261H143ZM148 262H149V261H148ZM151 262H149V263H151ZM155 262L157 263V261H155ZM160 262H161V261H160ZM160 262H159V263H160ZM167 262H168V261H167ZM178 262H179V261H178ZM181 262H183L182 259H181ZM63 263H65V262H63ZM67 263H68V262H67ZM71 263H72V262H71ZM75 263H76V262H75ZM75 263H74V264H75ZM78 263H79V262H78ZM85 263H86V262H85ZM85 263H84V264H85ZM92 263H93V262H92ZM92 263H91V264H92ZM101 263H102V262H101ZM101 263H100V264H101ZM115 263H116V262H115ZM134 263H135V262H134ZM136 263H137V261H136ZM136 263H135V264H136ZM146 263H147V262H146ZM146 263L144 262V264H146ZM149 263H147V264H149ZM159 263H158V264H159ZM179 263H180V262H179ZM61 264H62V263H61ZM68 264H69V263H68ZM80 264H82V263L80 262ZM88 264H89V262H88ZM97 264H98V262H97ZM104 264H105V263H104ZM118 264H119V263H118ZM130 264H131V263H130ZM132 264H133V263H132ZM139 264H140V262H139ZM142 264H143V263H142ZM152 264H153V263H152ZM164 264H165V263H164ZM176 264H177V263H176ZM183 264H184V263H183ZM211 264H212V263H211ZM221 264H222V263H221Z\"/></svg>", "mask_w": 264, "mask_h": 264}]
</instances>
